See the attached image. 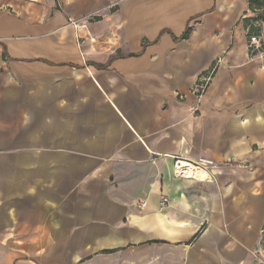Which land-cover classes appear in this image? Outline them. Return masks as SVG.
Masks as SVG:
<instances>
[{
  "label": "crops",
  "instance_id": "crops-1",
  "mask_svg": "<svg viewBox=\"0 0 264 264\" xmlns=\"http://www.w3.org/2000/svg\"><path fill=\"white\" fill-rule=\"evenodd\" d=\"M251 16L248 0H0V264H258ZM175 156L218 168L175 178ZM38 237L46 254L21 259L16 238Z\"/></svg>",
  "mask_w": 264,
  "mask_h": 264
},
{
  "label": "built area",
  "instance_id": "built-area-1",
  "mask_svg": "<svg viewBox=\"0 0 264 264\" xmlns=\"http://www.w3.org/2000/svg\"><path fill=\"white\" fill-rule=\"evenodd\" d=\"M72 26L78 27V22L74 21L71 22ZM249 48L253 52H260L263 48V41L262 38L258 35H253L251 40L249 41ZM212 75H205L199 83L196 84V88L194 90V94L196 96H202L206 89L208 88V84L211 80ZM180 96V95H178ZM174 177L180 179H188V180H196V181H204L211 176L212 171L217 169V164L212 160H186L180 156H175L174 158V165H173ZM163 204H168V198L165 197L162 199ZM264 229V228H263ZM262 229V230H263ZM264 233V230L263 232Z\"/></svg>",
  "mask_w": 264,
  "mask_h": 264
},
{
  "label": "trees",
  "instance_id": "trees-1",
  "mask_svg": "<svg viewBox=\"0 0 264 264\" xmlns=\"http://www.w3.org/2000/svg\"><path fill=\"white\" fill-rule=\"evenodd\" d=\"M248 5L250 13H253L254 16L245 17L243 21L247 30L248 40L250 41L253 35L261 36L262 25L264 24V0H248ZM188 34L189 28L181 37V39L187 38ZM249 53H251V55L257 54L256 52L251 51V49H249ZM116 58H118V56H112L108 64H111ZM108 64L102 65L94 63V65L98 66L101 69L107 68Z\"/></svg>",
  "mask_w": 264,
  "mask_h": 264
},
{
  "label": "rangeland",
  "instance_id": "rangeland-1",
  "mask_svg": "<svg viewBox=\"0 0 264 264\" xmlns=\"http://www.w3.org/2000/svg\"><path fill=\"white\" fill-rule=\"evenodd\" d=\"M52 239H53V237H49V241L52 242ZM30 240H32V241L34 240V241L32 243H30ZM40 241H41V238H39V237L33 238V239L16 238L15 250L18 253V256L21 259L26 260V261L32 260L33 256H36L37 259H40L42 254H46L45 251L43 252V248H44V250H46L47 249L46 247L49 246V243H45L43 246H40V244H39ZM261 246H263V247L258 250V258H257L258 264H264V233H263V237H262V241H261ZM31 250H32V252L34 251L33 254H30Z\"/></svg>",
  "mask_w": 264,
  "mask_h": 264
}]
</instances>
